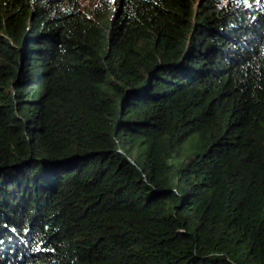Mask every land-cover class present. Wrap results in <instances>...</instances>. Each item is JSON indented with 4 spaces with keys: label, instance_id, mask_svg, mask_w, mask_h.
<instances>
[{
    "label": "trees",
    "instance_id": "trees-1",
    "mask_svg": "<svg viewBox=\"0 0 264 264\" xmlns=\"http://www.w3.org/2000/svg\"><path fill=\"white\" fill-rule=\"evenodd\" d=\"M0 264H264V0H0Z\"/></svg>",
    "mask_w": 264,
    "mask_h": 264
},
{
    "label": "rangeland",
    "instance_id": "rangeland-1",
    "mask_svg": "<svg viewBox=\"0 0 264 264\" xmlns=\"http://www.w3.org/2000/svg\"><path fill=\"white\" fill-rule=\"evenodd\" d=\"M189 146V144H187L186 148ZM187 154V152H185Z\"/></svg>",
    "mask_w": 264,
    "mask_h": 264
}]
</instances>
